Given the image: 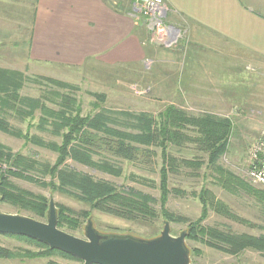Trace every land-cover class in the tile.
Returning a JSON list of instances; mask_svg holds the SVG:
<instances>
[{
    "label": "rangeland",
    "instance_id": "obj_1",
    "mask_svg": "<svg viewBox=\"0 0 264 264\" xmlns=\"http://www.w3.org/2000/svg\"><path fill=\"white\" fill-rule=\"evenodd\" d=\"M242 1L264 15V0ZM29 3L30 1L27 0L22 2L21 14L15 17L17 22L15 25L9 29L4 28L5 33L0 31V68L18 71L25 77L23 87L18 92L21 100L18 105L29 112L28 106L23 104L27 101L34 103L31 115L23 113L8 116L7 120L12 127L19 129L22 134L37 136L45 142L60 143L61 139L52 135V127L41 123L40 118L45 116V109L58 111V102L61 96L65 95L76 100L81 116L94 115L102 111L145 114L158 123V115L168 106H173L194 118L203 114L214 115L226 118L231 123L227 152L220 158L219 164L244 182H249L245 174L247 153L264 129V63H261L264 62V56L261 55L262 58L258 63L256 57L252 58L248 55L242 66L231 62L235 60L231 58L234 50L231 46L227 49L217 47L218 52L224 50V65L222 67L217 65L223 68V73L211 72L205 77L198 75L196 78H190L187 72L190 66L188 62L190 40L188 32L185 31L176 47L171 49L157 47L156 56L146 58L138 65L117 66L112 69L97 64L65 69L63 66L61 68L45 64L37 65L28 59V29L31 20L27 9ZM7 17L5 13L3 17L0 15V18ZM0 30H2L1 26ZM1 37H4V40ZM164 59H169V63H162ZM213 67L214 65L211 68ZM48 80L68 85L69 88L60 87ZM118 119L124 121L126 117ZM39 125H44V129L48 131H40ZM109 126L113 127L111 123ZM114 127L120 131L135 132L128 126L117 124ZM185 135L189 139L195 138L192 131H188ZM0 144L8 148L10 153L28 159L33 158L40 165L52 166L57 157L50 149L27 143L23 138L1 131ZM136 146L144 155H140L138 161L133 163L105 155L102 151L93 155V160L96 162L106 160L117 166L120 169L119 176L72 160H67L65 164L95 180L109 182L122 192H140L157 201L160 196L158 184L159 169L162 165L161 149L155 146L148 148ZM167 153L175 159V162L168 179L171 193L166 209L179 219L168 223L171 236L176 237L180 232L186 231L188 222L196 221L201 217L202 205L197 194L204 188L212 193L216 206L207 209L206 217L201 222L203 226L216 227L235 234L264 235L262 206L246 193L232 195L219 187L214 181L219 174L208 171L205 167L207 155L201 152L193 141L184 140L180 146L170 145ZM183 160H193L202 165L186 167L181 163ZM29 175L40 182L51 181L48 175L41 176L36 172ZM9 181L19 189L42 195L48 202L52 200L54 204L72 211L71 217L82 221L80 227L73 230L65 227L57 228L78 238L84 239V227L88 219L100 234L129 235L145 240L159 236L164 226L161 218L136 220L133 217L125 218L101 209L91 210L79 200L42 187L38 183L13 176L9 177ZM253 187L264 190L261 186ZM153 207L159 210L157 203H154ZM83 211H88L89 218L82 220L77 216ZM0 213L22 215L39 222H45L47 219L37 220L30 213L19 211L9 203H0ZM183 218L188 222L181 220ZM185 245L189 253V264H264V256L252 250H245L239 255L232 256L196 241L185 239ZM0 247L18 254L16 259H0V264H46L48 261L58 264H81L59 255L45 256V252L35 243L9 235L0 234Z\"/></svg>",
    "mask_w": 264,
    "mask_h": 264
},
{
    "label": "trees",
    "instance_id": "obj_2",
    "mask_svg": "<svg viewBox=\"0 0 264 264\" xmlns=\"http://www.w3.org/2000/svg\"><path fill=\"white\" fill-rule=\"evenodd\" d=\"M48 81L60 87L69 88L68 85ZM24 82L25 77L22 73L0 68V131L23 138L27 143L50 149L56 153L57 157L52 166L40 165L33 158L28 159L19 154L10 153L8 148L0 144V203H9L19 211L30 213L37 220L47 218L48 200L42 195H35L15 187L9 181V177L13 176L69 195L87 205L91 210L101 209L125 218L132 219L133 217L136 220L161 218L163 224L174 222L179 219L168 212L166 204L171 193L168 179L175 159L168 155L167 148L170 145L180 146L184 140H189L193 141L198 149L207 155L205 167L211 173L219 174L217 178H214L219 187L232 195L246 193L252 196L264 210V190L254 188L248 180L249 184L219 164L220 158L226 154L228 148V139L231 133V123L228 119L209 114L199 115L196 118L189 117L173 106H168L158 115V123L145 114L132 115L102 111L94 115L81 116L80 107L76 100L65 95L61 96V100L58 102V111L45 109V116L40 118L41 123L49 124L52 127V135L60 138V143L45 142L37 136L22 134L19 129L12 127L7 120L8 116H14V114L31 115L34 108L33 102L21 103L28 106L29 112L18 105L21 101L18 92L22 89ZM119 117H126V119L120 121ZM110 123L113 127L109 126ZM117 124L128 126L135 132L120 131L114 127ZM38 129L48 131L44 129V125H39ZM188 131L195 134L194 139H189L185 135ZM136 145L146 148L155 146L161 149L162 165L159 169L158 184L160 196L157 201L140 192H122L109 182L95 180L65 164L67 160H72L113 176H119L120 169L117 166L106 160L96 162L93 160V155L102 151L105 155L133 163L138 161L140 155H144L143 151ZM181 163L186 167L202 165L193 160H183ZM33 172L41 176L48 175L51 181L48 183L40 182L29 175ZM193 195L196 196V194ZM197 197L202 205L201 217L193 222H188L185 218L181 219L185 223L188 222L186 240L200 242L232 256L239 255L245 250L256 251L264 256V235L235 234L216 227L203 226L201 222L206 217L207 209L210 206H216L214 204L215 198L206 188L202 189ZM154 203L159 205L158 211L153 207ZM55 208L57 227H65L71 230L80 227L82 221L71 217L72 211L56 204ZM77 216L85 220L89 218V213L83 211ZM13 237L35 243L45 252V256L59 255L81 263L80 260L61 251L50 249L38 241L23 236ZM17 257L18 254L0 247V259H16ZM46 264L58 263L48 261Z\"/></svg>",
    "mask_w": 264,
    "mask_h": 264
},
{
    "label": "crops",
    "instance_id": "obj_3",
    "mask_svg": "<svg viewBox=\"0 0 264 264\" xmlns=\"http://www.w3.org/2000/svg\"><path fill=\"white\" fill-rule=\"evenodd\" d=\"M24 1L0 0V15L8 16L0 18V31L5 33L4 28L17 23L15 17L21 14L23 4L25 7ZM27 1L31 63L64 69L97 64L112 69L142 64L158 53L156 46L145 42L142 25L134 21V0ZM164 1L169 8L168 21L189 34L190 78L223 73L217 65H224V50L218 52L217 47L231 46V58L235 59L231 62L242 66L248 55L258 63L264 56V15L242 0ZM218 53L220 56H215ZM162 63L168 64L169 59Z\"/></svg>",
    "mask_w": 264,
    "mask_h": 264
},
{
    "label": "water",
    "instance_id": "obj_4",
    "mask_svg": "<svg viewBox=\"0 0 264 264\" xmlns=\"http://www.w3.org/2000/svg\"><path fill=\"white\" fill-rule=\"evenodd\" d=\"M0 234L38 241L80 260L82 264H189L186 231L176 237L171 236L167 222L159 236L145 240L129 235L100 234L88 219L82 239L57 228L56 208L52 200L49 201L45 222L0 213Z\"/></svg>",
    "mask_w": 264,
    "mask_h": 264
},
{
    "label": "built area",
    "instance_id": "obj_5",
    "mask_svg": "<svg viewBox=\"0 0 264 264\" xmlns=\"http://www.w3.org/2000/svg\"><path fill=\"white\" fill-rule=\"evenodd\" d=\"M169 8L164 0H134V21L143 25L146 43L171 49L177 46L184 32L168 21ZM246 178L253 186L264 188V129L249 148L246 159Z\"/></svg>",
    "mask_w": 264,
    "mask_h": 264
}]
</instances>
